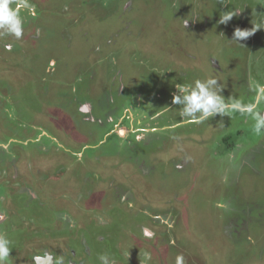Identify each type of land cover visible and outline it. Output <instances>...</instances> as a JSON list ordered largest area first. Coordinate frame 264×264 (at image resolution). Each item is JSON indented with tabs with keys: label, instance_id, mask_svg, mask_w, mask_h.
Masks as SVG:
<instances>
[{
	"label": "rangeland",
	"instance_id": "rangeland-1",
	"mask_svg": "<svg viewBox=\"0 0 264 264\" xmlns=\"http://www.w3.org/2000/svg\"><path fill=\"white\" fill-rule=\"evenodd\" d=\"M29 2L23 36L0 35L7 264H264V136L172 104L210 76L253 99L264 28L232 39L264 26V0Z\"/></svg>",
	"mask_w": 264,
	"mask_h": 264
},
{
	"label": "clouds",
	"instance_id": "clouds-1",
	"mask_svg": "<svg viewBox=\"0 0 264 264\" xmlns=\"http://www.w3.org/2000/svg\"><path fill=\"white\" fill-rule=\"evenodd\" d=\"M22 10H27L30 15H35V6L29 0H0V35H11L20 39L24 33V17ZM236 12H225L220 17V23L226 24ZM187 21H184L186 26ZM258 28L264 26L256 25L252 29L236 28L233 39L246 40L254 34ZM10 47V46H9ZM215 76L206 79H196L192 83L176 84L177 91L172 95V104L180 106L179 116L186 123L202 124L217 115L223 117L233 113H239L242 117L253 122L252 130L256 136H264V84L255 83L251 86L254 97L250 102H243L233 97L225 98L222 94L223 88ZM141 137H137V140ZM171 227V224H169ZM10 240L5 234L0 233V264H7L10 257ZM144 261L147 264L151 260L149 252L144 253ZM101 264H112L107 254L99 256ZM177 264H182V257L178 258Z\"/></svg>",
	"mask_w": 264,
	"mask_h": 264
}]
</instances>
